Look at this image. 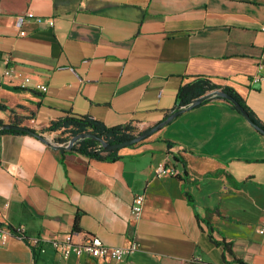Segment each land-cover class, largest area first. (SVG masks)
Here are the masks:
<instances>
[{
    "label": "crops",
    "instance_id": "obj_1",
    "mask_svg": "<svg viewBox=\"0 0 264 264\" xmlns=\"http://www.w3.org/2000/svg\"><path fill=\"white\" fill-rule=\"evenodd\" d=\"M263 23L264 0H0V119L45 135L72 114L144 130L175 110L182 83L206 76L264 122V79L252 81L258 64L264 75ZM68 149L0 132V224L138 250L65 259L12 235L0 264H264V134L225 100L181 111L116 159ZM162 161L172 170L156 176Z\"/></svg>",
    "mask_w": 264,
    "mask_h": 264
},
{
    "label": "trees",
    "instance_id": "obj_2",
    "mask_svg": "<svg viewBox=\"0 0 264 264\" xmlns=\"http://www.w3.org/2000/svg\"><path fill=\"white\" fill-rule=\"evenodd\" d=\"M214 89H221L223 91L228 92L231 94L249 113L253 122L259 126L260 128L264 129V122L261 121L253 110L247 105L244 97L240 95L235 89L229 86H220L214 83L209 77L206 76H199L192 80L186 81L182 83L177 91L176 95V102H175V110L182 108L184 106L189 105L194 99L198 98L202 94L214 90ZM217 98H221L225 100L229 105L235 108L237 111L238 109L228 100L215 96ZM209 99L201 102L204 103ZM200 103V104H201ZM199 105V104H197ZM195 105V106H197ZM194 107V106H193ZM7 106L0 102V109H6ZM3 124V121L0 119V125ZM47 130L49 131H61V132H68L69 137L82 133V132H90L108 142H118L123 141L128 138L134 137L136 134L140 133L143 130H137L132 124L124 123V124H117V125H107L101 120L92 118L90 116H79V115H66L57 120L52 121L48 126ZM145 130V129H144ZM0 132H14V133H26L21 130L15 129H6L1 128ZM260 132V131H259ZM261 133V132H260ZM262 134V133H261ZM70 138H56L58 142H65L68 141ZM136 144V143H135ZM134 145V144H132ZM130 145V146H132ZM68 150L76 151L90 157H95L99 159H116L120 155L118 154L119 149H111V150H104L99 141L93 138H84L77 142H75ZM61 151H67L66 147H61ZM212 238V237H211ZM215 244H224V249L227 251H231L230 244L227 242H221L219 240L213 239ZM243 263V262H240ZM186 264H214L201 261L196 258H192L186 262Z\"/></svg>",
    "mask_w": 264,
    "mask_h": 264
},
{
    "label": "built area",
    "instance_id": "obj_3",
    "mask_svg": "<svg viewBox=\"0 0 264 264\" xmlns=\"http://www.w3.org/2000/svg\"><path fill=\"white\" fill-rule=\"evenodd\" d=\"M27 18H36L37 20H42L40 16H35L34 12H28L26 14ZM24 17L20 18V23L23 21ZM49 25H53L54 21L52 19H46ZM260 29L264 32V23L260 26ZM24 33V31H21ZM263 69L262 64H258L256 72L253 74L252 81L257 82L261 79H264V75H261V71ZM10 71L6 70L5 74H9ZM31 84L30 77H24L22 85ZM35 88L40 89L41 91L47 90V86L40 83L32 84ZM172 170L171 164L168 162L162 161L158 163L155 169L156 176H161L166 172H170ZM144 194H136L133 198L131 205V214L134 218H139L143 205H144ZM258 232L264 236V224L258 227ZM12 235H16L23 240H27V242L33 247L38 248L39 251H44V244L47 241H50L52 246L57 249L63 258L67 259L71 254H75L80 256L82 254H86L91 258H105L109 257L112 259H121L125 256H128L139 248V243L137 240L132 239L127 244L121 246H110L105 244L101 238L96 235L89 234L85 237L82 242H75L72 240V235L67 233L62 239H48L44 235H28L26 233L25 227L22 225L17 226H5L0 224V244H6L9 238ZM28 264H36L34 260L29 262ZM226 264V263H225ZM239 264H253V263H239Z\"/></svg>",
    "mask_w": 264,
    "mask_h": 264
},
{
    "label": "water",
    "instance_id": "obj_4",
    "mask_svg": "<svg viewBox=\"0 0 264 264\" xmlns=\"http://www.w3.org/2000/svg\"><path fill=\"white\" fill-rule=\"evenodd\" d=\"M222 97L226 100H228L229 102H231L234 106H236V108L238 109V111L246 118V120L252 124L258 131H260L262 134H264V129L260 128L259 126H257L253 120L251 119L249 113L244 109V107L228 92L223 91L221 89H214V90H210L204 94H202L201 96H199L198 98L194 99L189 105L184 106L182 108L176 109L174 110L172 113H170L164 120H162L161 122L141 131L140 133L136 134L134 137L132 138H128L126 140L123 141H118V142H108L104 139H102L101 137H98L90 132H82V133H78L76 135H74L71 139H69L68 141L65 142H58L56 140H53L51 138H49V136L42 134L41 132L36 131L35 129L28 127V126H24V125H20V124H15V123H3L2 125H0V129L1 128H6V129H15V130H21L27 133H30L36 137H38L40 140H42L43 142H45L47 145L53 147V148H61V147H66V148H70L75 142L84 139V138H93L97 141L100 142L102 148L104 150H111V149H120L123 147H127L130 146L132 144H135L141 140H143L144 138L150 136L152 133H154L156 130H158L161 126H163L165 123H167L169 120H171L172 118H174L177 114H179L181 111L187 109V108H191L197 104H200L201 102L205 101L206 99L212 98V97Z\"/></svg>",
    "mask_w": 264,
    "mask_h": 264
},
{
    "label": "rangeland",
    "instance_id": "obj_5",
    "mask_svg": "<svg viewBox=\"0 0 264 264\" xmlns=\"http://www.w3.org/2000/svg\"><path fill=\"white\" fill-rule=\"evenodd\" d=\"M47 135H49V138H51V139H55L56 140V138H58V137H61V138H70L69 137V133L68 132H61V131H56L55 133H53V134H47ZM73 137V136H72ZM71 137V138H72ZM70 138V139H71Z\"/></svg>",
    "mask_w": 264,
    "mask_h": 264
}]
</instances>
